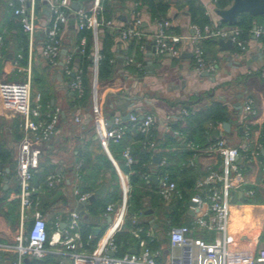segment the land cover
<instances>
[{
    "label": "crops",
    "instance_id": "crops-1",
    "mask_svg": "<svg viewBox=\"0 0 264 264\" xmlns=\"http://www.w3.org/2000/svg\"><path fill=\"white\" fill-rule=\"evenodd\" d=\"M73 1L80 3L82 8L92 13L94 0H70V7ZM102 1L100 0L101 8ZM139 1L138 5H136L137 0H115L112 4L113 11L110 14V19L114 23L108 29L110 34L117 33L113 37L111 45L116 64L112 78L99 85L103 109L106 114L113 109L116 113H121L122 115L123 112L119 110L117 103L119 100L115 95H124V92L128 91L129 95L138 94L139 99L133 106H128L126 112L135 113L139 116L151 113L155 116L157 121L149 137L156 141L157 146L151 150L154 155L161 156V161L164 160L165 165L154 163L152 157V160L146 164L149 172L143 175L144 179L154 183L150 176L154 173L158 174L159 170H167L164 168L167 165L175 168L177 165H186V162L190 165L195 163L193 168L199 178L202 175L201 172L208 170L210 165L219 162V158L215 154L195 153V150L187 146L188 141H192L203 149L213 143L211 141L212 138L217 139L219 137L224 138L231 145L241 144L242 135L236 121L240 108L236 109L235 106L237 103L241 104L242 99L246 95H251L254 98L257 114L250 124V138L252 145L254 143L260 145L259 155L245 164V168L242 170L243 184L236 190V196L230 206L238 210H241L243 206L250 207L253 215H260L258 217L259 225L253 230L249 228L231 230L230 209L228 226L230 237H234L231 239L232 253L229 263L239 264L248 261L255 256L256 250L260 246H264V73L262 71L264 68V32L259 37H255L253 34L254 29L252 28L247 39L241 37L245 42V50H240L234 46L231 50H221L218 42L217 44L206 43L207 39H209L206 38L203 41L205 57L209 61H216L217 64L216 72H209L208 75H205L204 71L198 72L195 70L194 60L187 43L182 45L181 53L177 57L167 53L158 55L155 51L153 53L146 47L141 61L143 68L145 66L144 61L148 59H150L153 67L136 74L132 69L135 67L133 64L128 66L123 64L125 55H133L134 59L135 55L134 52L127 54L130 43L120 39L119 30L132 22V12L137 9L141 14L142 22L140 28L145 35L147 46H153L151 34L155 30V19L151 17L147 5L141 0ZM166 1L169 3V9L164 18L168 17L171 20L169 29L171 33L188 34L191 33L192 24L203 26L191 21V16L188 12L191 0ZM196 1L201 5L204 14L210 20L209 23L205 24L227 25L219 24V17L215 13L214 0ZM8 7L11 9L8 5V0H0V31L3 32L5 37L4 53L6 57V60L0 64V81L3 79H14L13 77H24L25 73L29 72L34 86L33 88L31 85L32 98L37 95L38 98H43L41 101L43 105H46L44 104L45 101L49 102L50 111H59V120L53 134L40 144L39 165L34 169L31 179V184L35 189L33 196L39 199L40 209L47 221V227L50 231L49 239L56 241L59 234H61L60 231L68 222L69 212L75 209L78 204L73 190L75 187L78 188V181L82 172L79 171V178L75 177L76 163L81 161L82 165L83 152H90L92 158L95 155L97 156L94 140L99 143L100 141L95 132L93 136H90L89 132H84L88 125L83 126L88 103L77 104V96L68 87L69 78L61 67L48 66L40 56L41 42L51 17L46 0H38L36 3L39 28L36 31L35 46L30 58H28L27 45V65H22L19 61L18 66L14 64L15 56L19 53L17 48L20 45V29L17 28L14 21L12 9L9 12ZM253 23L257 28L261 27L264 29V14L255 19ZM77 32L75 23L72 26L68 21L62 27L60 31L62 48L65 47L67 51L76 49ZM74 62L78 63L76 57ZM36 79L40 80V84L36 82ZM216 104H221L224 107V112L228 115L226 121L230 123L229 131H225L223 126H214L215 124L207 116ZM182 107H186L190 111V114L184 118L178 117ZM75 116L81 117V121H76ZM168 116L170 117L169 120L167 119ZM21 120L22 117L15 111L4 107L0 98V169L3 171L0 176V243L2 244H12L15 241V237L19 233V224L22 216L26 217L25 225L27 226L30 224L34 211L33 208H28L22 213L19 197L20 188L15 171L16 165L9 173L5 171L10 163L17 162L18 146L22 137L19 129ZM166 124H169L170 127L166 128ZM137 132L133 128L121 139L125 142V147L130 148L132 155L137 153V147H142L141 140L135 139ZM170 135L173 136L176 143L172 142V140L164 143V138ZM179 140L181 141L179 142ZM117 143L110 141V149L108 145L107 150L102 147L112 164H110V172L106 171L103 174L104 179L107 180L104 183L106 184V192L103 197L106 196L108 190H112L115 173L118 178L121 196L122 181L131 189L129 180L134 170L126 163L122 155L123 149L119 148ZM177 150L193 151V154L180 160L179 156L175 154ZM133 157L136 161V157ZM55 170L64 172L66 176L65 182L61 186L49 188L45 180L47 175ZM159 176L160 174H158V179ZM179 176L181 177L182 175L179 174ZM5 177L8 179L4 180ZM108 180H110V186ZM172 180L178 188L177 181L175 179ZM154 184L157 186V183ZM249 186L250 188H248ZM250 189L253 190V193L246 195V191ZM83 193L92 194L94 191ZM241 197H250L254 201L252 203H241L236 200ZM175 198H172L169 202L162 199L164 204L168 205ZM120 199L116 201L110 200L107 205L109 203L118 205ZM90 203L92 202L88 201V204L83 206L84 215L83 217L80 216V222L87 218L85 212ZM149 209L152 208L146 210ZM146 210L141 216L136 218V222L132 219L131 223L143 221L149 224L147 227H143L145 235L147 231L151 232L149 242L153 239L160 241L166 236V241H161L159 247H151L153 253H158L156 261L164 263L167 261L170 251L177 255L180 249L178 247L171 249L169 244L170 230L167 231L165 236L161 237L160 233H163L161 225L164 221L162 214L153 209L152 212L146 213ZM125 216L119 228L115 230H113V224L116 221L115 213L106 214V210H104L102 216H98V219L90 217V222L94 223L92 228L98 227L100 229L98 235H94L91 229L92 238L98 237L93 247L86 248L85 244L83 247H79L76 244L73 248L67 249L59 243L48 244L50 247L46 246L48 249L47 254H51V256L47 264H57L62 260L72 263V253H91L93 249L106 240L112 231L114 233L124 232L123 228L128 223ZM104 227L106 228L103 230ZM81 240L83 241L82 237ZM245 242H248V245L250 244L251 250L248 249V245L246 249L243 247ZM127 244L129 247L127 252L140 250L137 241L133 239L130 242L128 241ZM162 250L167 252L164 254ZM117 254L118 251L114 253V255ZM3 256L4 261L2 264H15L16 261H11L10 259L11 257L12 259L17 258L15 252L4 249ZM27 259L29 257L23 258V260Z\"/></svg>",
    "mask_w": 264,
    "mask_h": 264
},
{
    "label": "built area",
    "instance_id": "built-area-1",
    "mask_svg": "<svg viewBox=\"0 0 264 264\" xmlns=\"http://www.w3.org/2000/svg\"><path fill=\"white\" fill-rule=\"evenodd\" d=\"M38 0H8V5L12 13L20 18L22 29L28 35V58L31 57L35 46V35L39 28L36 14V3ZM216 0H214L215 2ZM140 1L136 2V5ZM51 12L49 25L43 36L40 56L50 67H61L67 75L68 87L77 97L83 94V69L74 62V53L78 50L84 52L86 37L80 38L79 46L74 51H67L62 57V41L60 31L69 21V13L72 11L70 0H46ZM100 0H94L92 13L84 8L75 12V28L89 29L91 32V98L90 113L93 130L98 137L100 144L106 150L110 141L119 142L122 137L131 129L135 128L143 135L141 145L145 149H154L157 146L155 140L150 139L151 131L156 124V118L151 113L139 115L130 113L127 120H123L121 115H115L108 125L106 120L108 115L103 109V101L99 94L98 84V64L100 59L99 32L103 25L113 26L112 19H104L101 15ZM133 20L130 24L119 30V37L124 42L135 40L138 49L144 52L147 47L145 35L140 28L142 22L139 10H134ZM155 30L151 34V40L158 55L169 54L173 57L180 55L182 45H189L196 71L216 72V61H209L205 57L203 41L206 38L230 39L233 46L240 50H245V42L241 38V29L236 25H216L205 24L202 27L197 24L191 25V33L178 34L169 31L171 20L166 18L155 19ZM264 32L261 27L253 30L255 37H259ZM5 37L0 31V64L6 60L4 53ZM22 58L21 52L15 56L14 64L18 66V61ZM62 61V63H60ZM124 66L134 65L141 70L143 63L134 59L133 55H125ZM264 73V68L262 69ZM0 98L7 109H12L22 117L19 129L22 133L18 146L16 162V178L20 188L19 197L22 213L28 208H33V216L30 224L25 225L26 217L22 216L19 224V233L12 244L0 243V264L4 261L3 250L8 249L16 253L15 264H22L24 257H31L42 260L48 252L46 244L59 243L67 249L73 248L76 244L83 247L84 242L80 237V215L72 209L69 212L68 222L60 231L61 234L56 241L48 238L47 221L40 209V201L33 196L35 191L31 184L34 169L39 165L41 154L40 144L47 140L54 132L59 120V111H50L49 104L43 105L32 101L31 75L29 72L21 80L3 79L0 81ZM190 114L186 107H182L179 112L180 118ZM257 114L254 98L246 95L242 99L240 111L237 115V125L242 135V143L231 145L224 138L219 137L208 145L205 149L192 141L187 142V146L195 150V153L215 154L219 162L208 167L205 174H202L193 187V194L188 203L190 220L186 224L171 227L169 231V244L171 249H180L177 255L170 251L167 261L160 263L156 261L158 253H153L147 242L142 238L143 227L139 226L133 231V236L138 239L139 251L125 252L123 255H114L118 251V245L114 241V231L106 240L98 245L91 253H72L73 262L59 261L57 264H230L231 238L229 233L230 204L243 184L242 170L245 164L252 158L259 155V144H251L250 124ZM169 116L167 119L169 120ZM81 117L75 116V120L80 122ZM166 124V128H169ZM177 134V132H175ZM122 155L128 165H132L135 159L129 147L122 150ZM165 165V161L160 162ZM81 161L75 166V177H80ZM3 174L0 169V176ZM147 177V175H146ZM65 174L55 170L46 177V185L49 188L61 186L65 182ZM129 186L122 181V196L118 205L109 203L105 210L106 214L115 213L116 221L113 230L119 228L123 222L127 211V201L129 197ZM157 192L162 198L169 202L172 198H181L182 194L172 180L169 171L163 170L157 183ZM78 202L88 204L89 193H82L77 187L73 190ZM253 190H247L246 195H251ZM136 222V218H133ZM58 226V222L56 223ZM200 230L211 231L215 234L213 241H206L196 233ZM146 236L150 237L151 232L147 231ZM92 238V234L88 235ZM113 253V254H110ZM239 264H264V246L256 250L255 256Z\"/></svg>",
    "mask_w": 264,
    "mask_h": 264
},
{
    "label": "trees",
    "instance_id": "trees-1",
    "mask_svg": "<svg viewBox=\"0 0 264 264\" xmlns=\"http://www.w3.org/2000/svg\"><path fill=\"white\" fill-rule=\"evenodd\" d=\"M120 1V0H117ZM139 1V0H137ZM144 4L147 5L148 11L153 19H161L164 18L168 12L169 9V3L166 0H141ZM115 2V0H103L102 1V10L101 14L104 17V19H109L110 14L113 11L112 4ZM232 0H216L215 6L218 8L226 7L228 6ZM188 12L191 16V21L199 23L201 25H204L205 23H209L210 20L208 17L204 14L203 8L196 0H191L188 8ZM14 16V21L16 22L17 28L20 29L19 33V47L17 48L18 52H21L22 58L19 60L20 64L27 65V45H28V35L26 32L23 31L22 25L20 22V18L18 16ZM259 16H252L248 13H243L240 15L238 22L236 26H238L241 29V37L243 39H247L249 34L251 33V30L253 28V21L257 19ZM225 24V23H221ZM117 33L110 34L108 26L103 25L101 27V30L99 32V41H100V59L98 64V84L101 85L105 83L106 81L110 80L114 73V66L116 64V59L114 57V52L111 50V45L113 42V37ZM82 36L86 37V43L84 46V52L80 53L78 50L74 53V58H77V62L79 66L83 69V94L81 97H77L76 103L81 105L83 102L88 103L91 98V47H92V39H91V32L89 29H81L77 32V39H76V46H79L80 38ZM206 43H212L217 44L216 38H209L207 39ZM138 43L133 40L129 44L127 54H131L134 52L135 59L142 61L143 52L139 51L138 49ZM133 71L136 74H140L141 71H144L145 69L142 68L141 70L136 69L135 67L132 68ZM26 75V73H25ZM24 75V76H25ZM36 82H40L39 79H36ZM32 77H31V85H32ZM32 89V87H31ZM49 104L48 101H45L44 104ZM212 122L215 124L214 126L221 127L222 122L226 121L228 119L227 113L224 112V107L221 104H216L213 106L211 112L207 115ZM213 128V127H212ZM211 128V129H212ZM84 132H89L91 135H94L93 125L90 121L88 125L86 126ZM192 136V135H190ZM136 140H142L143 135L139 132L135 135ZM164 143L166 141L176 143V140L173 138L172 135L167 136L164 138ZM181 140H179L180 142ZM212 142L216 141V139L212 138ZM94 140V143L97 148V156L95 155L94 158L91 157L90 152H83V159H82V165L80 168V172H82L81 178L78 181V188L80 192H93L96 188H98L102 183H105L107 180L104 179L103 174L106 171L110 172V160L107 157L106 153L104 152L101 144ZM117 146L121 149L125 148V142L120 140L117 143ZM138 151L137 153H133V156L136 157V161L131 165V168L134 170L133 174L130 176V195L128 197L127 201V214L131 215L133 212L131 211L132 208V201L134 199V191L136 188L140 191V196L142 197V202H140L139 205V212L142 215L144 211L148 208H152L153 210L158 209V212L162 214L164 221L162 222V230L163 233L166 234L168 230L171 229L173 226H179L182 224H186L190 220V214L188 212L187 206L191 197V194L193 193V187L196 181L197 172L194 170L193 164H187L184 166L177 165L175 168L170 167L167 165L164 167L167 169V171H170V176L172 179H175L177 181L178 190L181 192L182 196L181 198H175L173 201L165 205L162 199V196L158 194L157 192V186L147 179L143 178L144 173H148L149 169L146 166L147 162L152 160V157L154 155L153 151L151 149H145L141 146L137 147ZM110 149V144H109ZM176 155L179 156L180 160L186 156H192L193 151H181L177 150ZM191 158V157H190ZM112 165V164H111ZM174 170V171H173ZM173 171V172H172ZM207 172H201V174H205ZM182 175L181 177L179 176ZM114 181L112 182V190H108L107 194L103 198H97L95 201L90 203L88 205L87 211L85 212L87 218L84 220H81L80 222V233L81 237L83 239V242L88 247H93V245L96 243L98 237H93L92 239L88 238V235L91 232V229L94 225V223L90 222V217H96L98 219V216H102L106 205L108 201L113 200H119L121 198V190L118 183V178L116 176V173L114 174ZM95 180V181H94ZM108 184L110 186V180H108ZM250 188V186L248 187ZM237 201L241 203H252L254 199L252 198H240L236 199ZM231 215L230 220L233 224V229H241V228H249L247 226V223L249 221H252L254 218L258 219L260 215H253L251 212L250 207H242L241 210H238L234 207H231ZM125 216V218H126ZM83 217V216H81ZM80 217V219H81ZM88 219V221H87ZM127 219V218H126ZM128 220V219H127ZM257 224H259V219L256 221ZM255 222V223H256ZM133 228L136 229L139 226L147 227L149 224L147 222H138L133 223ZM246 226V227H245ZM258 226V225H256ZM106 227L103 228V230ZM133 229V230H134ZM143 233V232H142ZM47 235L49 238L50 231L47 227ZM114 241L118 245V256L123 255L129 247L127 246L128 241L130 242L131 239L136 241V238H134L133 234L131 232H116L114 234ZM166 238V236H165ZM163 238L160 241L157 240H151L149 242V239L147 241V245L152 248H156L160 246L161 241L164 242L166 239ZM47 247H50L48 244H46ZM122 250V251H121ZM51 254H47L42 260H36L34 258L29 257L27 260H23L22 264H47L49 257ZM11 261H16V259L10 258Z\"/></svg>",
    "mask_w": 264,
    "mask_h": 264
},
{
    "label": "water",
    "instance_id": "water-1",
    "mask_svg": "<svg viewBox=\"0 0 264 264\" xmlns=\"http://www.w3.org/2000/svg\"><path fill=\"white\" fill-rule=\"evenodd\" d=\"M81 8V4L73 1L71 3V9L72 11L69 13V23L73 26L75 22V12ZM216 15L219 17V24L225 23L227 25H236L238 22V19L241 14L243 13H248L252 16H259L264 14V0H232L231 4L226 6V7H221L218 8L216 7L215 9ZM256 28V25H253V29ZM218 44L220 45L221 50H231L233 48V44L230 39H223V38H218L217 39ZM148 50H151V52L154 53L155 49L152 45L147 46ZM67 52V49L65 47L62 48L61 50V56L63 57ZM150 56V54H148ZM185 55V54H183ZM62 63V61H60ZM144 69H151L153 65L151 64L150 59L147 61H144ZM205 75H208V71H204ZM116 98H118L119 101L118 107L123 114L121 113H116L115 110H111L108 112V119L106 120L107 124L109 125L110 122L112 121L113 117L115 115H121L123 120H127L130 116L131 112H126L128 106H133L136 101H138L139 96L138 94L135 95H129L128 91L124 92V95H115ZM90 101L88 102V108L85 113V118H84V123L83 126H86L90 121H91V113H90ZM241 107L240 103H237L235 106L236 109H239ZM142 115L140 116V118ZM223 129L225 131H229L230 129V123L228 121H223L222 122ZM161 161V156L160 155H154L153 156V162L158 164ZM16 163L12 162L9 164L8 167H6L5 171L6 173H9L10 170L15 168ZM163 171L159 170L158 174H161ZM158 174L154 173L150 176V179L154 181V183H158ZM8 178L5 177L4 180H7ZM106 192V184L102 183L98 188L95 189L94 193L90 194L88 197L89 202L95 201L97 198H102L105 195ZM120 202V201H119ZM190 205H194L193 201H189ZM83 202H78L75 210L79 213L80 216L84 215L83 211ZM152 212V209L146 210V213ZM92 233L94 235H98L100 233V229L98 227L92 228ZM133 252V251H132Z\"/></svg>",
    "mask_w": 264,
    "mask_h": 264
},
{
    "label": "rangeland",
    "instance_id": "rangeland-1",
    "mask_svg": "<svg viewBox=\"0 0 264 264\" xmlns=\"http://www.w3.org/2000/svg\"><path fill=\"white\" fill-rule=\"evenodd\" d=\"M9 8V7H8ZM9 12H11V9L9 8L8 10ZM35 74V73H34ZM14 79H11V80H21L23 79V77H13ZM35 84V82H34ZM40 84V83H38ZM33 86V84H32ZM34 88V86H33ZM35 88H36V85H35ZM31 92H32V89H31ZM33 102H39V103H43L41 102L43 100V98H38V96L36 95L35 98H32ZM140 191L138 190V188L135 189L134 191V199L132 201V208H131V211L133 212L131 215H128L126 216V218L128 219V223L125 224L124 228H123V231L124 232H131L132 233V229H133V225L131 223V220L133 218H137L139 216H141L140 212H139V205H140V202H142V197L140 196ZM156 211L158 212V209H156ZM159 213V212H158ZM258 219L254 218L252 221H249L247 223V226L249 227V229L253 230L254 228H256V225H259L257 224V221ZM256 222V223H255ZM246 227V226H245ZM137 229V228H136ZM134 229V230H136ZM230 229L232 230L233 229V224L232 222H230ZM133 234V233H132ZM161 237L165 236L166 234L164 233H160ZM197 236L199 237H202L204 238L206 241H213L214 237H215V234L211 231H207V230H200L196 233ZM142 238H144L146 241H148V239H150V237H147L145 235V233H142L141 234ZM160 237V238H161ZM231 239H233L234 237H230ZM137 243H138V239H136ZM250 245V244H249ZM248 245V249H252L250 246ZM162 252L165 254L167 251L166 250H162Z\"/></svg>",
    "mask_w": 264,
    "mask_h": 264
},
{
    "label": "bare ground",
    "instance_id": "bare-ground-1",
    "mask_svg": "<svg viewBox=\"0 0 264 264\" xmlns=\"http://www.w3.org/2000/svg\"><path fill=\"white\" fill-rule=\"evenodd\" d=\"M248 245V242L243 243V247L246 249Z\"/></svg>",
    "mask_w": 264,
    "mask_h": 264
}]
</instances>
